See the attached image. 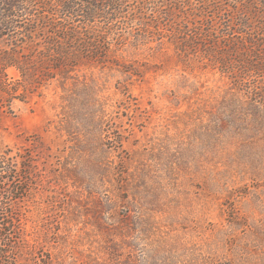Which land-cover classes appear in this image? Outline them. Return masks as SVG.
I'll use <instances>...</instances> for the list:
<instances>
[{
	"label": "rangeland",
	"instance_id": "obj_1",
	"mask_svg": "<svg viewBox=\"0 0 264 264\" xmlns=\"http://www.w3.org/2000/svg\"><path fill=\"white\" fill-rule=\"evenodd\" d=\"M230 5L150 0L134 7L117 53L127 72L79 73L99 87L96 95L82 89L76 98L90 125L104 111L101 141L92 126L68 135L66 101L55 83L14 100L12 114L0 115V148L30 150L42 175L26 203L31 254L19 264L121 263L129 240L139 252H157L158 264H264L263 104L235 93L207 65L206 46L193 43L207 26L223 32L234 13ZM7 76L19 78L14 68ZM109 130L123 141L111 155L115 162L144 157L150 164L151 190L141 200L149 218L133 238L120 230L126 192L118 190L116 174L107 179V162L96 161L78 178L61 164L79 141L102 143L107 152Z\"/></svg>",
	"mask_w": 264,
	"mask_h": 264
},
{
	"label": "trees",
	"instance_id": "obj_2",
	"mask_svg": "<svg viewBox=\"0 0 264 264\" xmlns=\"http://www.w3.org/2000/svg\"><path fill=\"white\" fill-rule=\"evenodd\" d=\"M149 1L0 0V115L12 114L14 100L22 101L26 95L55 83L64 93L68 135L78 127L92 126L101 141L104 111H100L98 121L92 118L90 125L76 98L82 89L85 95H96L99 87L93 80L87 83L79 73L96 68L120 72L121 67L127 72L117 53L131 27L132 10L137 5L145 7ZM227 1L234 13L223 32L217 34L214 27L207 26V33L199 34L193 43L206 46L203 53L207 65L228 79L235 93H243L254 104L262 102L264 108V0ZM10 68L18 72L17 80L7 76ZM252 107L256 109L255 105ZM109 132L112 136L106 141L110 145L107 152L102 143L98 146L92 140L79 141L61 164L67 173L78 178L94 163L99 162L101 167L103 160L107 162V179L111 173L116 174L118 190L126 192V198L119 200L127 211L119 220L124 238H130L136 232L140 234L149 218L141 211V200L146 196L144 192L151 190L150 164L144 157L121 156L115 162L111 155L123 141L117 131ZM98 149L101 152L95 160H82V155L91 152L94 156ZM41 176L30 150L13 154L8 147L0 148V264H19L23 255L31 254L25 232L26 203L42 182ZM112 205L107 202V209L112 211ZM124 244L127 253L123 262L116 264H158L157 252H139L130 240Z\"/></svg>",
	"mask_w": 264,
	"mask_h": 264
}]
</instances>
